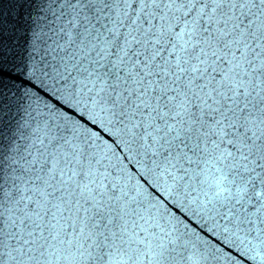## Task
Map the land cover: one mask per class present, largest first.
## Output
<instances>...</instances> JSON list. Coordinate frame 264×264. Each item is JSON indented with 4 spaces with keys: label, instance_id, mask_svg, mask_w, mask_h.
<instances>
[{
    "label": "snow or ice",
    "instance_id": "6c2138e0",
    "mask_svg": "<svg viewBox=\"0 0 264 264\" xmlns=\"http://www.w3.org/2000/svg\"><path fill=\"white\" fill-rule=\"evenodd\" d=\"M0 264H264V0H0Z\"/></svg>",
    "mask_w": 264,
    "mask_h": 264
}]
</instances>
